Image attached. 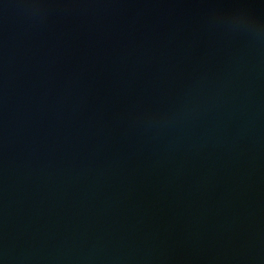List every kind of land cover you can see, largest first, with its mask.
<instances>
[{
    "label": "water",
    "instance_id": "95a60500",
    "mask_svg": "<svg viewBox=\"0 0 264 264\" xmlns=\"http://www.w3.org/2000/svg\"><path fill=\"white\" fill-rule=\"evenodd\" d=\"M0 264H264V0H71L0 85Z\"/></svg>",
    "mask_w": 264,
    "mask_h": 264
}]
</instances>
